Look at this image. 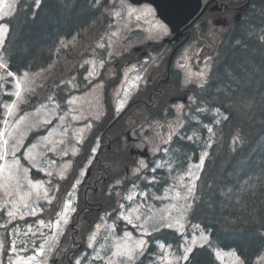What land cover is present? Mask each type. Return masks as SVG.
<instances>
[{
    "label": "rangeland",
    "instance_id": "374dc122",
    "mask_svg": "<svg viewBox=\"0 0 264 264\" xmlns=\"http://www.w3.org/2000/svg\"><path fill=\"white\" fill-rule=\"evenodd\" d=\"M18 1L19 0H15L16 5ZM8 2L12 3L13 0H8ZM102 2H106L103 7V16L84 34L83 40H79L78 37L73 38L72 40L64 41V44L60 46V49L70 51L72 60L67 59L66 56H61L46 70L37 73H29V81L31 82L30 87L33 88L34 91L26 94L27 102L19 105V111L15 113L14 119H19L26 112H34L35 109L39 108L42 104H48L49 107H51L52 104L49 101V97L59 105L57 114L64 115L66 119L62 126L59 124L58 120L54 119L51 125H43L38 129L26 130L25 132L24 145L33 133H39L43 130L46 131V134L43 136L33 139L31 144L27 146L23 152V148H21L17 155L21 157V163L25 167L31 169L29 173L30 177L34 180L44 182L52 198V203L48 204L41 198L36 201L38 213L36 215H25L22 219L17 216L14 220H9L4 212H0V238L4 240V250L0 251V264H10V262L11 264H28V259L33 256H35V260H33L31 264H42L44 260H47L48 264H53L52 259L59 249L65 234L68 235L67 242L69 245V250L65 257L71 256V252H75L77 255L76 260H80L81 264H107V258L116 250V245L124 243L125 238L123 237V233L130 232L134 239L141 238V229L133 227V224L127 223V221L121 218L122 215H128L131 210L137 206L140 207V213L147 212L149 209L153 213H158L170 208V205L173 203H176L179 208V206L184 203L183 201L157 200L154 199V197L163 196L170 188H178L182 195L185 194L186 189L180 184V180L181 177H183L184 184L189 183V178L187 176L189 167H192V172L194 174L199 172L200 175L201 171L193 167L198 163H193L187 167L184 173L177 174L172 178L168 187L161 194L156 195L152 191L147 192L148 190L145 188L149 187L151 182L147 180L146 172L149 168L153 169L158 164L163 167L164 165L160 163V161H162L163 157L166 155V150L163 148L165 143L162 141L159 142L157 131H152L148 126L144 128L139 135L142 137L143 141L147 143L151 157H154L153 166H149L146 159L138 160L131 165L128 176L125 178L122 177V180L121 177H116V185L118 188L115 189L109 182L106 188H101V184L98 188V186H94L90 182L91 177L87 178L85 183L83 182L87 169L92 164L93 160H95V156L99 155V152H106L108 145L107 140L110 138L107 130L108 127L101 126L100 124L102 122L97 127H95V124L103 119L108 107L109 113L106 116L108 118L112 117L111 121L116 120L122 113H125L126 118L123 120L121 126H126V130L132 127L133 122L130 121L129 116L136 114L137 116L140 115V109L138 108H140L141 105H131L132 107L127 110L130 103H132L130 101L144 84L145 87H148L146 85L148 84L150 73L155 66L160 65H155V63L151 64L150 61L143 60L141 63L132 62L131 65L121 66V62L128 57L126 48L121 45L122 25H129L130 23L126 13L128 3L125 0H97V5H101ZM4 11L7 12L8 9L5 8ZM117 11L121 12V17L119 19H114V14ZM123 16L124 18L122 19ZM6 18L7 17H5V19ZM3 21L4 20H0V23H3ZM114 32L117 33L116 36L112 35ZM224 36L225 33L222 34L221 40ZM219 38L220 35H217L214 41L208 43L211 50L216 48ZM100 45L104 47H99ZM189 51L197 54L199 48L191 44L188 45L186 49L181 52L179 59L185 60L187 52L189 53ZM0 55L3 54L0 52ZM176 56L178 58V55ZM217 57L206 60V62L203 63V67L198 65L196 68H188L186 64L185 67L182 68L184 71L182 88L189 89L191 91V97L188 98V103L186 105L179 104L172 107L173 116L171 118H168L169 111L165 109V115L169 123L171 125L172 122L175 124V126L172 125L175 129V133L173 134L174 137L177 132L185 126L186 117L190 113L191 107H197V93L204 85L206 86L205 83L210 77L209 74H211L212 67L215 65ZM86 61L95 62L96 67L92 76L89 75V72L93 71L92 65L86 63ZM117 65H119V67H117ZM82 69L86 70V76L84 78L86 85L95 79L96 82L87 90V93L83 95L74 94V92L69 93L67 99L61 103L59 100L63 93L70 91V89L74 90L75 87L78 89L77 85L74 83L77 76L81 74ZM3 74L4 70L0 69V75ZM137 76L141 77V79L135 80ZM134 80L135 83L138 84V87H132ZM8 81L11 82V77L8 78ZM0 83L3 82L0 81ZM61 89H64V92H61ZM11 90H13L11 83H5L4 88L0 89L2 104L8 103L12 99V97L4 95V92ZM74 97L76 98V103L69 105L67 101ZM121 101L124 102V107L122 110L117 111ZM30 106L32 108H30ZM42 115L43 113H41V116ZM73 115L77 116L78 119L73 120ZM0 118H2V110H0ZM39 118L40 117H36V119ZM177 122H179V127H177ZM0 127H2V125H0ZM52 129L56 130L51 136L53 144H49L46 148L44 147L42 138L49 135ZM65 131L66 135L58 134L64 133ZM76 133H80V138L83 141L82 143H77ZM159 135L161 136L160 133ZM104 138H107V140L105 141ZM61 139L64 140L63 144L55 143ZM32 144L37 145V148L33 150V154L36 156L37 160L41 162L40 166L43 168V171L31 168V165L22 159V154ZM53 145H55L56 151H48L47 149L53 147ZM93 149H95V152L92 151ZM65 152L67 153L66 155L64 154ZM105 156L106 158L103 160H109L107 155ZM41 157L43 158L42 160ZM52 161L55 163H51ZM140 161H144L147 167L141 168ZM125 162L123 161V163ZM107 165L108 163L105 164L101 161L98 168L104 171L108 169L106 167ZM126 165L127 163L123 165L124 171V166ZM98 168L96 170H98ZM137 169H139V172L136 171ZM47 171H51L53 175H46L45 173ZM61 171H63V178L60 176ZM112 171L113 169L110 168V172H106L105 175H107V178L109 177L108 175L112 174ZM38 172L40 175L37 174ZM78 172L79 177L77 178L76 175ZM77 181H79L78 184L76 183ZM106 181H108V179H106ZM157 185H159L158 182ZM69 193H71V195H69ZM132 193H136V196L129 202L127 196ZM144 193H147L148 196L145 197V195H143ZM86 195H88L89 199L90 197L98 198L102 206L100 208H94L95 212H93V209H88L87 206L84 205L83 211H81L82 200H84ZM69 199L72 201V208H74L75 211L69 210L67 213L68 223L66 225L63 223L61 224L60 231L62 235L58 237V246H54L53 251L50 253L46 248L45 255L41 257L38 254V246L43 244L45 239L53 235V233L49 232L48 228L41 227L40 222L44 221V223L47 224L58 219L59 216L57 214L63 211L65 203ZM190 202L193 206V200ZM3 203V199L0 198V207H2ZM41 208L43 209L42 212L39 211ZM171 210L174 216L178 214L177 209ZM86 211L90 213L89 216H93L97 219L96 224L88 228V230L86 229V226H89L88 220L85 218ZM190 212L187 214L184 232L189 229ZM140 213H132L133 223H139L135 220V215ZM110 215H115L118 221H122L125 226H128V229L121 231V236L117 235V227L110 221ZM96 225H101V228L99 233H97L96 240L93 242V247L89 248V237L93 233H96ZM106 225H112L113 229L109 230ZM30 228L32 232H29ZM162 229L167 228H161L160 230ZM148 230L151 233L156 231L155 227H150ZM40 232H43L44 235H40ZM190 232H192V236L188 237L186 240L198 237L201 231L199 228L192 226ZM105 233H107V238H105ZM142 238L148 242V236ZM12 241H14L17 246V253L15 254L11 252L9 247ZM160 245L165 244H158V253L152 255V259H150L147 264H164L162 257L165 255V251H168L170 258L182 254L183 249L181 253H178L172 247L168 250L167 245H165V250H162ZM148 246L149 242L146 245L144 254L142 256L138 255L134 264L141 262L139 259L145 255ZM204 246L215 254L220 264H233L234 257L226 255V253H231L232 251L223 250L211 237ZM97 252H100L101 256L105 257V259L96 260L95 256ZM218 254L222 259H218ZM17 257L23 259L17 261ZM182 263L183 262H181V264ZM256 264H264V261L260 258L257 260Z\"/></svg>",
    "mask_w": 264,
    "mask_h": 264
},
{
    "label": "trees",
    "instance_id": "16d2710c",
    "mask_svg": "<svg viewBox=\"0 0 264 264\" xmlns=\"http://www.w3.org/2000/svg\"><path fill=\"white\" fill-rule=\"evenodd\" d=\"M103 7L96 0H40L38 6L35 0H19L13 17L3 21L9 23V33L1 53L17 75L44 71L61 56L72 60L70 51L60 49L61 41L77 37L83 40L103 16ZM212 68L206 86L197 93V107H191L183 130L160 161L164 166L156 170L164 177L168 175L170 182L189 164L198 163L207 151L190 224L198 225L223 250H236L245 258V264H255L264 256V0H251L241 25L221 42ZM141 92L137 100L143 98ZM125 118L111 121L110 117L100 124L108 127L110 138L104 140L111 143L109 161L103 162L114 172L123 170V161L131 162L119 140L126 130L121 126ZM101 154L99 158H103ZM106 172L95 170L90 182L100 174L106 179ZM107 179L115 184L112 176ZM84 205L93 210L102 206L98 198L89 199L88 195L82 200L81 211ZM116 224L120 235L125 225L118 220ZM148 239L149 249L138 264L148 263L149 256L156 253L157 242L172 245L181 253L182 237L175 231L162 230ZM71 253L61 264H74L77 255ZM196 253L198 264H219L206 247H197L193 255ZM190 262L191 256L183 264Z\"/></svg>",
    "mask_w": 264,
    "mask_h": 264
},
{
    "label": "snow or ice",
    "instance_id": "6c2138e0",
    "mask_svg": "<svg viewBox=\"0 0 264 264\" xmlns=\"http://www.w3.org/2000/svg\"><path fill=\"white\" fill-rule=\"evenodd\" d=\"M37 6L40 3V0H35ZM17 5L15 0L12 3H9L8 0H0V20H4L5 17L12 18ZM7 8L8 11L5 12L4 9ZM126 13L129 18L134 17L136 21H140L142 18L153 15L152 10H137L128 6L126 8ZM121 17V12L117 11L114 14V19H119ZM154 27L163 33H167L168 28L165 24L157 21ZM9 33V23H0V52L5 49L6 37ZM113 36H116L117 33H113ZM64 44V41H61V45ZM99 47H104L100 45ZM92 65L93 71L89 72V75L92 76L95 71V62L86 61ZM102 67V63H101ZM0 69L4 70V74L0 75V89L4 88L5 83H11L13 90L4 92V95L12 97L8 103L0 104V110H2V118H0V198L3 199L4 203L0 207V212H4L9 218V220H14L17 216L21 219L25 215H36L38 213V208L36 206V201L41 198L48 204L52 203V198L49 195L48 188L45 187L44 182L40 180H34L30 177V168L25 167L21 163V157H18L17 153L21 148H24V136L26 130L38 129L43 125H51L53 120H58L59 124L62 126L65 122L66 117L64 115H58L57 109L59 107L51 97L49 101L52 104L49 107L48 104H42L39 108H36L34 112H26L19 119H14L15 113L19 111V105L26 103V94L34 91L30 87L29 81V72L25 71L21 75H17L16 72L12 71L9 67L8 61L5 60L3 55H0ZM202 75V74H201ZM11 77V82L8 81V78ZM141 77H135V80H140ZM133 81L132 87H138V84ZM127 98V90H126ZM69 105L76 103V98H72L67 101ZM124 107V102L121 101L120 106L117 108V111L122 110ZM41 113L43 115L41 116ZM36 117H40L36 119ZM73 120L78 119L77 116H72ZM227 119V117H224ZM219 123V121H217ZM23 126V128H22ZM179 122H177V127H179ZM168 134L167 138H164L159 135L157 136L162 140L163 143H170L175 129L172 125H168ZM55 129H52L49 132V135L44 136L42 139L44 141V147L47 148L49 144H53L51 139L52 133L55 132ZM212 128H208V132L212 133ZM60 135H66L64 133H58ZM77 143H82L80 138V133H76ZM56 144H63L64 140L61 139L55 142ZM211 145L209 144L208 147ZM37 148L36 144H32L27 150L22 154V159L27 161L31 168H36L39 171H43V168L40 166V161L37 160L36 156L33 154V150ZM48 151L55 152V145L48 148ZM95 152V149L92 150ZM67 154L66 152L64 153ZM208 156V152L205 151L199 157V163L194 165L196 169L202 171L205 158ZM43 158L41 157V160ZM51 163H55L52 161ZM141 168L147 167L144 161H140ZM162 167V165H156L152 171H156L157 168ZM139 172V169L136 170ZM48 176L53 175L51 171L45 173ZM61 178H63V171L60 172ZM187 176L189 178V183L184 184L183 177H181L180 184L186 189L185 194L182 195L181 191L178 188H170L163 196H156L154 199L157 200H174V201H183L182 205L177 206L176 203L170 205V208L162 210L158 213H153L149 209L147 212L140 213V207L137 206L131 210L128 215H122L121 218L129 224H133V227H138L141 229L140 236L141 238H133L132 233L125 232L123 237L125 238L123 244H117L116 250L111 253L107 258V264H134V261L137 259V256H142L147 245V241L143 239L144 236H150L152 233L148 230L150 227H155L156 231H159L161 228L175 229L177 232L183 236L185 230V221L187 220V214L192 209V203L190 201L194 200L196 192V181L199 180V172L193 173L192 167H189L187 170ZM50 183V182H49ZM77 184L79 181L76 182ZM75 187V185H74ZM71 195V193H69ZM145 197L148 196L147 193H144ZM136 193H132L127 196V200L131 202ZM123 207V206H122ZM171 209H177L178 214L173 215ZM75 211L72 208V201L69 199L66 201L63 211L58 213V219L54 222H49L47 224L44 221H41V227L48 228L49 232H52L53 235L45 239L44 243L38 246V254L43 257L45 255V250L50 253L53 251L54 246H58V237L62 235L61 224L66 225L68 223L67 213ZM43 211V209H39ZM132 213H140L135 215V220L139 223H133ZM143 217V219H142ZM154 221V223H153ZM106 223V222H105ZM109 230L113 229L112 225H106ZM195 227H199L198 225ZM101 225H96V233H93L89 237L88 247H93V242L96 240L97 233H99ZM39 231V230H37ZM29 232H32V229H29ZM35 234V233H33ZM40 235H44L43 232H40ZM105 238H107V233H105ZM210 237L204 232H200L198 237H194L191 240H185L182 247L183 251L180 256L169 257L168 251H165V255L162 257L164 264H181V262H189L191 256L190 264H198L199 253L193 255L194 250L197 247L203 248L205 244L208 243ZM10 250L13 254L17 253V246L14 241L9 245ZM162 250H165V245H160ZM171 246H168L170 250ZM4 250V240L0 238V251ZM226 255H231L234 257L233 264H245V258H242L241 254H238L236 250H232L231 253H226ZM23 259L17 257V261ZM96 260H104L105 257L101 256L100 252L96 253ZM218 259H222L218 254ZM35 260V256L28 259V264ZM261 260L264 261V257H261ZM11 264V262H10ZM42 264H48L47 260L42 261ZM76 264H81L80 260L76 261Z\"/></svg>",
    "mask_w": 264,
    "mask_h": 264
},
{
    "label": "flooded vegetation",
    "instance_id": "af4514ba",
    "mask_svg": "<svg viewBox=\"0 0 264 264\" xmlns=\"http://www.w3.org/2000/svg\"><path fill=\"white\" fill-rule=\"evenodd\" d=\"M128 2V1H127ZM210 3V4H209ZM215 4L221 5L223 8L221 11H213L212 8ZM248 4V7L246 6ZM251 4V0H203V6L207 7V9L198 14L193 20H189L184 23L180 21V25H182L179 30H177L176 34L172 32L171 28L166 25L163 20L159 17L156 12V9L152 6L151 3L144 2L140 4H133L128 2V6L135 8L137 10H148L151 9L153 15L142 18L140 21H136L134 17L129 18V25H122L121 30V44L123 46H129L131 50H134L133 55L126 57L125 60L121 62V66L131 65L133 63H141L143 60L150 61L151 64L155 63V65L160 64L159 68L165 65V73L163 75L157 76V78L152 82V85L155 87L154 90H145L142 93L143 98L138 100L143 105H146L150 114L149 121L146 127H150L152 131H157L161 134L162 137L166 138L168 132L169 120L165 115V109L169 111L168 118L173 116V111L171 110L174 105L183 104L182 101L176 102L174 104H167V101L172 98L170 90H178L182 88V80L184 78L183 67L187 64L188 68H196L198 65L203 67V63L208 59H212L211 56L212 50L208 46L210 41H214L217 35H220L216 48L219 49V42L221 40V36L224 33H232L236 27L241 25L242 21L239 22L238 26H233V18L232 14L237 13L239 10L243 8V14L249 9ZM242 14V17H243ZM124 16L122 17V19ZM242 20V18H241ZM159 21L167 26V33L159 32L155 27V23ZM154 39V40H153ZM194 45L199 48V52L197 54L187 52V56L185 60L179 59L181 52L186 49L188 45ZM145 48L140 52L141 49ZM151 49V50H150ZM218 52V51H217ZM178 55V58L177 56ZM141 56V58H140ZM143 56V57H142ZM119 66V65H118ZM158 68V69H159ZM157 70V69H155ZM188 90V89H184ZM180 91V90H179ZM189 95H191V91L188 90ZM84 93L80 94L83 95ZM158 95V98L155 100L154 96ZM148 97L149 100H145ZM165 107V108H164ZM169 107V108H167ZM130 121H137V115H130ZM172 125L175 124L172 122ZM144 127V128H146ZM143 128V129H144ZM142 132V129L139 133ZM124 139L121 136V145L123 142H126V132L124 134ZM158 141H162L158 138ZM111 144V143H110ZM109 144V148L111 149V145ZM168 143H165L167 145ZM121 149L123 147L121 146ZM101 153V152H99ZM103 154V155H102ZM101 155H106L102 153ZM96 169L103 158H99V155L95 156ZM141 158L133 159L132 162L135 163ZM108 161V160H107ZM128 163V162H125ZM124 163V164H125ZM147 163H150V160L147 159ZM150 165V164H149ZM108 169L107 172H110V167L106 166ZM95 169V170H96ZM94 170V171H95ZM100 172L102 170L98 168ZM91 173V179L94 178ZM102 174L98 175L93 181V185L97 186L99 183L104 186L108 184L106 179H104V184L102 183ZM109 177L116 178L117 176L123 177L122 170L112 171Z\"/></svg>",
    "mask_w": 264,
    "mask_h": 264
},
{
    "label": "water",
    "instance_id": "95a60500",
    "mask_svg": "<svg viewBox=\"0 0 264 264\" xmlns=\"http://www.w3.org/2000/svg\"><path fill=\"white\" fill-rule=\"evenodd\" d=\"M130 1L137 4H140L144 1H148L154 4L159 10V12H161V14L165 16V18H168L164 20L167 21L171 27H173L174 32L177 31V28L179 26H182L178 22V19L182 18L183 22L186 23V20L188 21L190 18H192L200 8L199 0L196 1L194 0H130ZM218 9L219 7H216L213 10L215 11ZM219 10H221V8ZM241 14L242 12L240 11L237 14L235 13L231 15L234 22L233 26L239 25V22L241 21ZM174 95L175 97L171 101L187 100V92H183V93L174 92ZM145 109L146 107L144 106L143 116L137 119L135 127L130 131H128L127 133L128 149H130L132 156L141 155L142 157H148L146 146L144 145V143L143 144L141 143L140 139L136 135L137 130L141 126H143L148 120L149 114L148 112L145 111ZM86 218L88 219V223L90 225L95 224L96 222L95 218L89 216H87ZM67 251H68L67 234H65L60 243V247L55 254L53 263H57L61 255H63Z\"/></svg>",
    "mask_w": 264,
    "mask_h": 264
}]
</instances>
